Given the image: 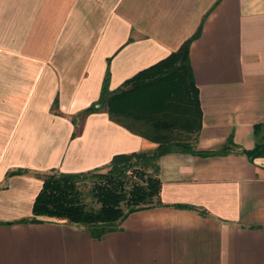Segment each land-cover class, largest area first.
Listing matches in <instances>:
<instances>
[{
  "label": "crops",
  "instance_id": "0c3cea01",
  "mask_svg": "<svg viewBox=\"0 0 264 264\" xmlns=\"http://www.w3.org/2000/svg\"><path fill=\"white\" fill-rule=\"evenodd\" d=\"M199 125L157 159L158 203L92 237L31 205L49 171L104 167L152 141L78 112L193 34ZM194 119L196 116L194 115ZM264 0H0V264H264ZM17 170V171H16Z\"/></svg>",
  "mask_w": 264,
  "mask_h": 264
},
{
  "label": "trees",
  "instance_id": "16d2710c",
  "mask_svg": "<svg viewBox=\"0 0 264 264\" xmlns=\"http://www.w3.org/2000/svg\"><path fill=\"white\" fill-rule=\"evenodd\" d=\"M197 32L198 28L175 50L136 71L112 90L107 88L109 70L106 64L98 98L78 114L104 107L109 118L155 141L156 146L150 150L115 153L106 163V171L96 167L79 172H47L33 198L31 220L39 215L63 219L82 225L92 237L98 238L115 229L128 212L159 202L156 159L160 154L179 149L207 155L236 147L228 137L218 148L195 149L192 146L195 135L187 139L181 137L180 132L195 131L199 125L197 90L188 58V43ZM262 131V124L254 123V144L238 151L249 159L264 156ZM129 173L139 180L127 183ZM85 175L94 178L90 194L97 204L95 207L86 205L77 186Z\"/></svg>",
  "mask_w": 264,
  "mask_h": 264
},
{
  "label": "rangeland",
  "instance_id": "374dc122",
  "mask_svg": "<svg viewBox=\"0 0 264 264\" xmlns=\"http://www.w3.org/2000/svg\"><path fill=\"white\" fill-rule=\"evenodd\" d=\"M107 168H108L107 166L101 167L99 169V171H106ZM126 178L128 179L126 181L127 183L130 182L132 179L139 180L138 177H136V175H132V173H129ZM93 180H94V178L91 175H85V176L81 177V179L77 182V186L81 192L82 199L86 203V205L95 207V206H97V204L93 200V198L91 197V194H90V187L92 185Z\"/></svg>",
  "mask_w": 264,
  "mask_h": 264
}]
</instances>
